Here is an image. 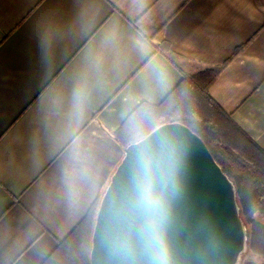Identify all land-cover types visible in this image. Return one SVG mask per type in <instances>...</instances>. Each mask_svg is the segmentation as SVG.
<instances>
[{"label":"crops","instance_id":"1","mask_svg":"<svg viewBox=\"0 0 264 264\" xmlns=\"http://www.w3.org/2000/svg\"><path fill=\"white\" fill-rule=\"evenodd\" d=\"M228 58L209 94L264 149V0H0V264H42L137 104Z\"/></svg>","mask_w":264,"mask_h":264},{"label":"water","instance_id":"2","mask_svg":"<svg viewBox=\"0 0 264 264\" xmlns=\"http://www.w3.org/2000/svg\"><path fill=\"white\" fill-rule=\"evenodd\" d=\"M235 187L195 132L161 123L123 147L101 194L91 264H237Z\"/></svg>","mask_w":264,"mask_h":264},{"label":"trees","instance_id":"3","mask_svg":"<svg viewBox=\"0 0 264 264\" xmlns=\"http://www.w3.org/2000/svg\"><path fill=\"white\" fill-rule=\"evenodd\" d=\"M162 46L169 51L168 42ZM244 47H237L235 52ZM169 55L177 58L171 51ZM228 60L182 73L160 102L138 103L115 134L124 147L161 123L178 121L200 136L235 187L246 231L245 249L237 264H264V149L209 94ZM98 202L99 198L42 264H91V233Z\"/></svg>","mask_w":264,"mask_h":264}]
</instances>
